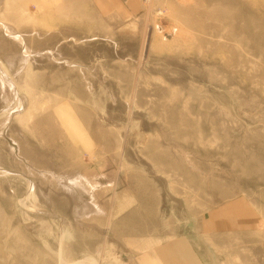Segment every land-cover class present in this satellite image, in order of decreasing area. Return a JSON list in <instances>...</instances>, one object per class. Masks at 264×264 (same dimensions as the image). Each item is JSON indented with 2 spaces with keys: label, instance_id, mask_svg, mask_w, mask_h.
I'll return each instance as SVG.
<instances>
[{
  "label": "rangeland",
  "instance_id": "obj_1",
  "mask_svg": "<svg viewBox=\"0 0 264 264\" xmlns=\"http://www.w3.org/2000/svg\"><path fill=\"white\" fill-rule=\"evenodd\" d=\"M126 5L0 0V264H137L238 197L264 231V0Z\"/></svg>",
  "mask_w": 264,
  "mask_h": 264
},
{
  "label": "crops",
  "instance_id": "obj_2",
  "mask_svg": "<svg viewBox=\"0 0 264 264\" xmlns=\"http://www.w3.org/2000/svg\"><path fill=\"white\" fill-rule=\"evenodd\" d=\"M95 1L101 16L114 13L123 17L130 8L126 5L130 0ZM140 188L145 197L147 192ZM141 203L124 219L131 228L144 221L142 218L153 217L152 204L148 200ZM261 220L254 204L245 198L213 203L197 213L193 232L175 234L146 247L138 253L137 264H264Z\"/></svg>",
  "mask_w": 264,
  "mask_h": 264
}]
</instances>
